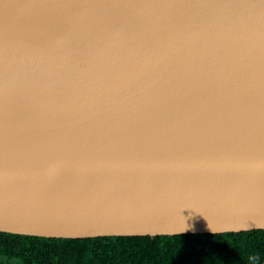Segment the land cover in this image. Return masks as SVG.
<instances>
[{
	"label": "water",
	"instance_id": "water-1",
	"mask_svg": "<svg viewBox=\"0 0 264 264\" xmlns=\"http://www.w3.org/2000/svg\"><path fill=\"white\" fill-rule=\"evenodd\" d=\"M264 229V0H0V232Z\"/></svg>",
	"mask_w": 264,
	"mask_h": 264
},
{
	"label": "trees",
	"instance_id": "trees-1",
	"mask_svg": "<svg viewBox=\"0 0 264 264\" xmlns=\"http://www.w3.org/2000/svg\"><path fill=\"white\" fill-rule=\"evenodd\" d=\"M22 264H264V229L157 237L45 238L0 232Z\"/></svg>",
	"mask_w": 264,
	"mask_h": 264
},
{
	"label": "rangeland",
	"instance_id": "rangeland-1",
	"mask_svg": "<svg viewBox=\"0 0 264 264\" xmlns=\"http://www.w3.org/2000/svg\"><path fill=\"white\" fill-rule=\"evenodd\" d=\"M0 264H22L19 260L17 259H10L6 257H0Z\"/></svg>",
	"mask_w": 264,
	"mask_h": 264
}]
</instances>
